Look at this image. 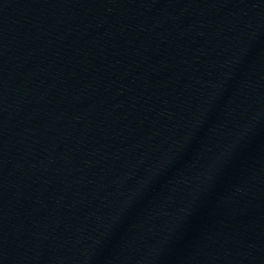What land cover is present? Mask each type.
Instances as JSON below:
<instances>
[{
  "label": "water",
  "instance_id": "1",
  "mask_svg": "<svg viewBox=\"0 0 264 264\" xmlns=\"http://www.w3.org/2000/svg\"><path fill=\"white\" fill-rule=\"evenodd\" d=\"M0 264H264V0H0Z\"/></svg>",
  "mask_w": 264,
  "mask_h": 264
}]
</instances>
